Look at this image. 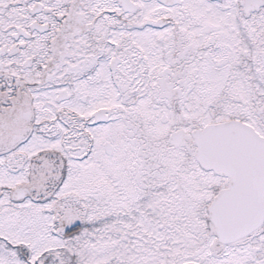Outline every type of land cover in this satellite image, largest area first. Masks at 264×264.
Segmentation results:
<instances>
[{"label":"snow or ice","instance_id":"6c2138e0","mask_svg":"<svg viewBox=\"0 0 264 264\" xmlns=\"http://www.w3.org/2000/svg\"><path fill=\"white\" fill-rule=\"evenodd\" d=\"M0 264H264V0H0Z\"/></svg>","mask_w":264,"mask_h":264}]
</instances>
